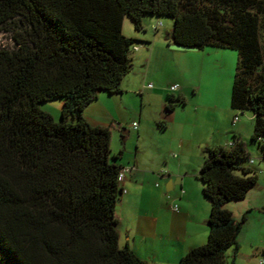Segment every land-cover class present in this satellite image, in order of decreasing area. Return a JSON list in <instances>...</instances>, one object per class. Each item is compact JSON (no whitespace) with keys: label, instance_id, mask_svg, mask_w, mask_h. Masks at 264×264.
Here are the masks:
<instances>
[{"label":"trees","instance_id":"16d2710c","mask_svg":"<svg viewBox=\"0 0 264 264\" xmlns=\"http://www.w3.org/2000/svg\"><path fill=\"white\" fill-rule=\"evenodd\" d=\"M144 15L173 20L171 44L237 52L230 106L252 114L264 157V0H0V31L13 41L0 47V264H145L119 246L122 166L110 129L84 117L99 92H122L137 41L123 35V19L141 30ZM168 99L167 112L184 103ZM55 100L58 119L41 108ZM233 140L206 149L198 178L211 204L207 241L176 264H226L237 249L245 217L237 222L225 204L258 175L239 165L249 153Z\"/></svg>","mask_w":264,"mask_h":264},{"label":"crops","instance_id":"0c3cea01","mask_svg":"<svg viewBox=\"0 0 264 264\" xmlns=\"http://www.w3.org/2000/svg\"><path fill=\"white\" fill-rule=\"evenodd\" d=\"M162 41V37H155L152 46L144 51L137 46L138 49L132 54L133 67L121 81L122 92L109 94L101 91L84 109V117L90 125L110 129L111 157L116 156L117 160H120L119 162L116 160V163L121 166H135V170L127 175L123 183L126 192L120 195L115 214L118 219L119 246H128L145 264H176L191 248L206 243L211 204L203 195L202 183L198 178V172L206 159V149L227 147V143L231 141L226 140L229 132L239 137L247 147L246 126L238 125V121L233 123L235 115L239 112L233 110L229 99L223 96L221 101L211 102L209 106H202L199 103L195 105L196 130L186 135L182 132L186 126L182 114L178 116L176 113L165 114L161 102L159 110L154 109L153 114L158 117L156 120L153 119V122L157 123L159 119L158 132H163L168 137H162L163 140L156 143V151L147 155L144 153L143 156L136 151L133 158L129 157L125 161L123 149L119 148L118 152H112L113 130L117 129L115 126H121L122 121L116 96H121L120 100H123L125 94L140 95L143 101L152 102L153 98L161 101L168 94H178L183 98L185 95L183 91L186 93V88L182 87L177 93L147 87L148 75L145 76L143 72L145 64L150 69L153 60L156 64L160 58L168 56L175 57L178 63H181L201 52L196 51L197 49H173L170 47L171 43L168 42L165 46ZM208 50L202 49V52H206L204 55H216L220 52L214 51L215 48ZM183 68L186 70L184 65ZM175 84L177 82H173L172 85ZM201 92L202 87H199L197 93ZM58 102L62 106V102ZM61 106L56 112L58 117ZM126 109L127 106L123 108ZM199 109L202 111L197 116ZM206 110L214 112L212 121L206 117L209 113ZM44 111L53 116L52 113ZM249 118L253 121V116ZM143 121L140 113L137 129L133 127L136 121L132 122V129L140 139L145 134ZM123 132L124 144L130 131L125 129ZM174 151L178 154H172ZM164 158L165 161L162 162ZM162 169L166 172L163 173ZM176 179H179L178 183L170 184V181L174 182ZM165 182L169 194L162 189ZM173 204L178 205L177 212L171 210ZM225 208L232 212L237 222L245 217L237 235V249L227 251L226 264H257L264 250V186L257 182L243 199L228 201Z\"/></svg>","mask_w":264,"mask_h":264},{"label":"rangeland","instance_id":"374dc122","mask_svg":"<svg viewBox=\"0 0 264 264\" xmlns=\"http://www.w3.org/2000/svg\"><path fill=\"white\" fill-rule=\"evenodd\" d=\"M158 21L162 23V26L154 32L152 26ZM142 26L143 29L136 30L132 20L128 16H125L123 19L122 33L128 38H134L137 40L133 44L139 46L143 51L146 50L147 47L152 46L153 40L157 36L163 38L162 42L165 46L168 45L169 41L166 40V36L173 26V20L171 18L156 15H144L142 18ZM0 47L10 49L13 47L11 33L0 31ZM203 49L209 51L208 49L213 50L214 48L205 47ZM215 49L216 50L214 51H220L216 55H204L206 52L204 53L202 52V49H200L201 52H197L189 59L181 61V63H178L179 61L175 57L168 56L160 58L156 64L155 60H153L150 69L147 67V64H145L143 72L145 76L148 75L146 82L152 85V88L150 89L162 88L163 91H169L173 82H177L175 85H178V89L173 91V93H177L181 87L186 88V93L183 91L185 94L183 97L184 103H176L174 110L171 113H166V104L169 102L168 96L170 94L165 95L161 101L153 98L152 102L149 100L143 101L140 95L134 96L132 94H125L122 97L123 100H120L121 96H116L115 99L118 101L121 109L119 115L122 121L121 126H115L117 129L113 130V139L111 143L112 152H118L119 148L121 150L123 149V161H125L129 157L133 158L137 153L136 151H138L140 156H143L144 153L147 155L156 151V143L163 140L161 139L162 137H168L163 132H158L157 125L159 124L158 122H160L159 119L157 120V123L153 122L158 117L153 114L154 109L159 110L161 102L163 103L162 109L165 114L176 113L177 116L182 114L185 119L184 123L186 124L185 129H183L182 132L186 135L196 130L194 126L196 123L195 105L197 103L202 106H209V104H212L211 102L221 101L223 96L230 101L233 75L237 63V52L232 49ZM198 50L199 49L196 51ZM130 53L132 55L133 51ZM183 65L186 67V70L183 68ZM140 68L142 69L143 66ZM199 87H202V92L200 94L197 93ZM175 96H178V94ZM60 106L61 104L57 100L41 104L42 110L52 113L53 116H55V119H58L56 112ZM125 106H127V109L123 110ZM201 111L202 110L199 109L197 116ZM206 111L209 112L206 117L209 121H212L214 118V112L212 110ZM140 113H142L144 118L142 124L145 131V134L141 139L135 135L136 133L132 129V122L136 121L137 123ZM237 115L239 116L238 125L246 126L245 140L247 146L246 149L249 153V158L240 161L239 165L242 167L253 168L258 175V183L261 186H264V157L258 144L252 141L253 121L252 118H249L252 114L250 112H239ZM206 117H204V119H206ZM201 118L202 117L200 116L199 120H201ZM124 128L130 131V133L128 134V139L123 144L122 132ZM208 132L209 131H207V133ZM176 136H178V134ZM233 136L234 133L229 132L226 140L233 141ZM174 153L178 154L177 151H174L172 154ZM249 159H252L253 163H250ZM117 161L119 162L120 160ZM161 161L164 162L165 158ZM161 171L163 173L166 172L165 169H162ZM162 189L164 192L168 194L170 193L167 189L166 182L162 185Z\"/></svg>","mask_w":264,"mask_h":264},{"label":"built area","instance_id":"2783aa9c","mask_svg":"<svg viewBox=\"0 0 264 264\" xmlns=\"http://www.w3.org/2000/svg\"><path fill=\"white\" fill-rule=\"evenodd\" d=\"M160 26H162V23L160 21H158L156 24H154L152 26L153 31L154 32L157 31ZM137 49H138L137 46L133 47V51H136ZM147 87L152 88V85L148 84ZM176 89H178V85H172L170 88V91L173 92V91H176ZM238 120H239V116L235 115V117L233 119V123H236ZM133 127H134V129H137L138 126H137L136 122L133 123ZM262 140H264V138ZM235 144H236V142L234 140L230 141L227 144V147L228 148L234 147ZM250 163H253L252 159L250 160ZM134 170H135V166H122L121 169L119 170L118 175H117V182H118V186L121 190V195L126 192V190L123 188V183H124L127 175L132 173ZM171 209H172V211H178V207L175 204L171 206ZM257 264H264V250H263V253L259 256Z\"/></svg>","mask_w":264,"mask_h":264},{"label":"water","instance_id":"95a60500","mask_svg":"<svg viewBox=\"0 0 264 264\" xmlns=\"http://www.w3.org/2000/svg\"><path fill=\"white\" fill-rule=\"evenodd\" d=\"M170 47L173 48V49H179V50H192L191 48L184 47V46H179V45H175V44H171ZM178 182H179V179H176L174 182L170 181V184H175V183H178Z\"/></svg>","mask_w":264,"mask_h":264}]
</instances>
